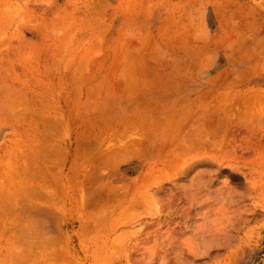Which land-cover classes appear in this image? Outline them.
<instances>
[{"label":"rangeland","instance_id":"1","mask_svg":"<svg viewBox=\"0 0 264 264\" xmlns=\"http://www.w3.org/2000/svg\"><path fill=\"white\" fill-rule=\"evenodd\" d=\"M263 188L264 0H0V264H264Z\"/></svg>","mask_w":264,"mask_h":264},{"label":"bare ground","instance_id":"2","mask_svg":"<svg viewBox=\"0 0 264 264\" xmlns=\"http://www.w3.org/2000/svg\"><path fill=\"white\" fill-rule=\"evenodd\" d=\"M197 106H198V105H197ZM199 108H201V107H199ZM202 110H203V109H202ZM173 116H174V115H173ZM225 116H226V115H225ZM187 117H189V116H187ZM174 118H175V117H174ZM170 119H171V118H170ZM169 121H170V120H169ZM219 121H220V120H219ZM179 122H180V121H179ZM181 122H182V121H181ZM177 123H178V122H177ZM192 123H194V122H192ZM206 123H208V122L206 121ZM206 123H205V124H206ZM168 124H169V123H168ZM235 124H236V123H235ZM207 125H208V124H207ZM209 126H210V125H209ZM209 126H207V127H209ZM211 126H212V125H211ZM231 126H232V127H231ZM234 126H236V125H230V127H231L232 129H233ZM159 127H160V126H159ZM179 127H180V126H179ZM205 127H206V125H205ZM216 127H217V126H216ZM216 127H212V128L210 129L211 131L208 129V132H209L208 134L210 135L211 132L213 131V129L216 130V129H217ZM236 127H237V126H236ZM170 128L174 129L173 127H170ZM177 128H178V127H177ZM234 128H235V127H234ZM237 128H239V126H238ZM232 129H231V130H232ZM206 130H207V129H206ZM234 130H236L235 132H237V130L240 131V128H239V129H236V128H235V129H233V131H234ZM172 131H173V130H172ZM181 131H182V130H181ZM214 132H215V131H214ZM235 132H233V133H235ZM237 133H238V132H237ZM193 134H195V132L193 133V132H191V130H190L188 133H186V138L188 139V141L191 140L190 142L187 141V143H191V142L193 141V140H192L193 137H194ZM171 135H173V134H171ZM178 135H179V134H178ZM180 135H181V134H180ZM213 135H214V134H213ZM262 135H263V134H262ZM169 136H170V135H169ZM211 136H212V135H211ZM167 137H168V135H167ZM180 137H181V136H180ZM261 138H262V136H261ZM169 139H171V138H169ZM177 139H178V138H177ZM202 139H203V138H202ZM174 140H175V139H174ZM174 140H173V141H174ZM176 141H177V140H176ZM195 141H196V140H195ZM197 141H198V140H197ZM201 141L203 142V140H201ZM204 141H206V142L208 141V143H209V140H205V139H204ZM177 142H178V141H177ZM177 142H176V143H177ZM193 142H194V141H193ZM197 143H198V142H197ZM208 143H206L207 146H208ZM177 144H178V143H177ZM191 144L195 147V143H191ZM199 144H200V143H199ZM180 145H181V143H180ZM189 145H190V144H189ZM202 145H203V143H202ZM206 145H203V146L205 147ZM200 146H201V145H200ZM209 146H210V143H209ZM180 147L184 148L182 145H181ZM196 147H197V146H196ZM130 148H131V147H130ZM182 148H181V149H182ZM191 148H192V147H191ZM186 149H188V148H186ZM186 149H185V150H186ZM202 149H205V148H202ZM182 150L184 151V149H182ZM182 150H181V154L183 153ZM189 150L192 151L193 149H189ZM162 151H163V150H162ZM179 151H180V150H179ZM184 152H186V151H184ZM187 152H188V150H187ZM168 153H169V152H167L166 155H168ZM172 162H173V161H172ZM229 166H230L231 169L228 170V174H227V175H228L231 179H237V178H239V174H237V173L235 172V167H234L235 165H232V164H231V165H229ZM232 169H234V170H232ZM263 189H264V188H263ZM0 219H1V218H0ZM1 222H2V221H1ZM16 223H17V222H16ZM16 223H15V224H16ZM9 225H10V224H9ZM9 225H8V226H9ZM0 226H1V224H0ZM6 226H7V225H6ZM22 227H23V225H22ZM5 228H6V227H4V230H6ZM10 228H11V227H10ZM23 228H25V227H23ZM20 229H22V228H19V230H20ZM25 229H26V228H25ZM26 230H27V229H26ZM21 231H22V230H21ZM21 233H22V232H21ZM5 255H6V254H5ZM7 258H8V257H7Z\"/></svg>","mask_w":264,"mask_h":264}]
</instances>
